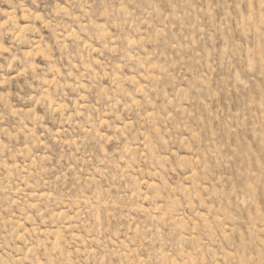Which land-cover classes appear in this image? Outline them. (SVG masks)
<instances>
[{"label": "rangeland", "instance_id": "rangeland-1", "mask_svg": "<svg viewBox=\"0 0 264 264\" xmlns=\"http://www.w3.org/2000/svg\"><path fill=\"white\" fill-rule=\"evenodd\" d=\"M0 264H264V0H0Z\"/></svg>", "mask_w": 264, "mask_h": 264}]
</instances>
